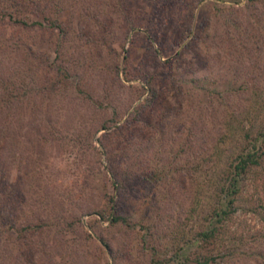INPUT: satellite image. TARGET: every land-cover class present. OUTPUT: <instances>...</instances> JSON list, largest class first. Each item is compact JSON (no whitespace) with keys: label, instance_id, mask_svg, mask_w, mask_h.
Returning <instances> with one entry per match:
<instances>
[{"label":"rangeland","instance_id":"374dc122","mask_svg":"<svg viewBox=\"0 0 264 264\" xmlns=\"http://www.w3.org/2000/svg\"><path fill=\"white\" fill-rule=\"evenodd\" d=\"M261 126L264 0H0V264H179ZM239 183L209 252L264 264V160Z\"/></svg>","mask_w":264,"mask_h":264},{"label":"trees","instance_id":"16d2710c","mask_svg":"<svg viewBox=\"0 0 264 264\" xmlns=\"http://www.w3.org/2000/svg\"><path fill=\"white\" fill-rule=\"evenodd\" d=\"M1 14L3 16L7 15L8 19L12 20L14 23H19L22 26L31 24H36L37 26L43 25V22L39 19L27 21L24 17H12L10 12L6 13L2 11ZM45 19L48 20L46 17ZM47 25L54 26L56 23L53 20H48ZM182 79L202 87H204L207 80L204 75L185 77ZM17 81L23 85L20 78H17ZM14 84V90L18 92V86L21 85L18 84L17 86ZM151 90L153 92V89ZM149 98H152V94L149 95ZM244 135L247 139L246 143L230 158L228 164L222 170L221 180L215 186L214 200L207 207L206 215L204 216L207 225H204L202 228L193 232L192 240L193 242H196L195 246L193 250L185 253L180 258L179 264H221L223 262V256H214L209 252L212 250L210 249L212 247H209V245L213 246L215 242H219L221 234L226 231L224 225L236 209L235 200L236 194L240 191V180H242L250 170L261 166L264 160V143L258 142L261 136H264V127H259L253 134H251L250 129L245 128ZM107 217L112 222H126V217L123 215L112 214L109 212ZM103 244L108 252V245L106 243ZM151 249L150 257L155 264H175V262L169 263V257L164 258V255L160 258L157 257L156 247L151 245ZM180 249L181 246L178 247V249H174L170 256H178Z\"/></svg>","mask_w":264,"mask_h":264}]
</instances>
